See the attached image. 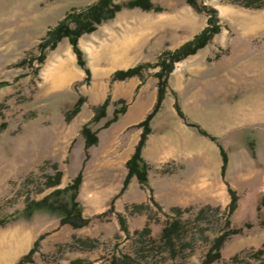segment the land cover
<instances>
[{
  "label": "rangeland",
  "instance_id": "1",
  "mask_svg": "<svg viewBox=\"0 0 264 264\" xmlns=\"http://www.w3.org/2000/svg\"><path fill=\"white\" fill-rule=\"evenodd\" d=\"M98 1L0 0V220L45 197L58 209L37 210L31 218L0 229L17 224L31 228L34 244L38 242L33 264H71L78 259L82 264H110L114 258L139 264H202L215 239L232 229L240 233L227 239L221 260L213 264L264 262V254L261 260L250 256L264 250V208H257L264 196V0H112L120 10L77 42L84 68L90 71L87 78L68 37L54 49L41 51L39 45L57 22ZM136 1L143 6L130 5ZM69 25L75 27L71 21ZM205 29L215 32L207 44L187 56L182 50L179 56H184L172 62L168 53L180 51ZM115 42L128 47L120 66H112L111 59L96 62L89 52H103ZM171 64L164 97L149 121L150 132L152 121L169 118L175 110L196 127L184 114L200 117L203 104L211 113L219 107L227 117L235 110L233 120L249 123L246 114L253 111L259 116L255 125L243 124L231 134L234 139L225 137L232 140L237 170L244 174L238 179L242 188L235 190L239 200L233 214L230 204L220 206L212 199L186 206L157 200L149 183L142 186L135 176L125 187L132 158L123 163L128 148L122 143L124 114L107 123L116 110L126 107L127 112L140 102L149 110L146 118L127 132L143 130L142 138L141 124L158 102V74ZM137 66H142L139 74L113 79L116 72ZM68 68L76 71L73 76ZM81 98L85 101L76 113ZM106 105V116L95 121ZM202 120L212 125L218 117L207 114ZM85 127L96 131L100 142L87 147ZM59 174L60 184L49 187ZM79 176L76 201L92 221L73 229L60 222L62 209L72 207L74 190L66 189ZM174 222L180 229L171 247L162 233Z\"/></svg>",
  "mask_w": 264,
  "mask_h": 264
},
{
  "label": "crops",
  "instance_id": "2",
  "mask_svg": "<svg viewBox=\"0 0 264 264\" xmlns=\"http://www.w3.org/2000/svg\"><path fill=\"white\" fill-rule=\"evenodd\" d=\"M61 21H55L57 22L55 25L57 26ZM201 110V116L197 118L192 113L184 114L196 127L186 124L176 110L170 112L169 118H164L163 115L158 120L152 121L151 132L147 136L141 156L150 166L148 180L155 199L176 200L179 206L212 199L213 203L226 207L231 202L229 187L234 191L242 188V182L238 179L244 174L240 175L237 170L239 167L235 163L237 158L235 153L233 156L235 150L230 149L232 140L231 142L225 140V137L230 138L231 134L236 133L243 124L255 125L259 121L257 119L259 116L256 117L257 112L253 111L254 115L247 112L246 119L248 116L250 118L248 123L245 119L233 120L238 114L235 110L228 113L229 115L233 113V117L222 115L219 107L216 112L211 113L208 104H203ZM148 111L146 106L137 102L129 106L121 118L120 123L123 124L124 129L122 143L128 145L123 163L128 162L134 155L143 132L137 130L130 134L127 129L141 123ZM207 114L217 116L218 122L212 125L206 124L202 117ZM199 127L206 131L207 135H203ZM231 138L234 139L233 136ZM222 149L228 156L224 171ZM0 230V264H16L33 248L35 237L31 228L26 225L17 224Z\"/></svg>",
  "mask_w": 264,
  "mask_h": 264
},
{
  "label": "trees",
  "instance_id": "3",
  "mask_svg": "<svg viewBox=\"0 0 264 264\" xmlns=\"http://www.w3.org/2000/svg\"><path fill=\"white\" fill-rule=\"evenodd\" d=\"M131 6L135 7V6H140L142 7L143 5H141V3H139L138 1L131 3ZM120 10V7H115L112 4V0H99L96 4L90 6L89 8H87L84 11L75 13V14H68L64 20H62L55 28L51 29L48 33L45 39H43V41L40 43L39 48L41 51H44V49L46 48H50V49H54L57 45V42H59L62 38L64 37H68L71 44L73 45V49L74 52L76 53L77 57H78V63L81 67H85V62L83 61V57H82V52L78 47V40L81 37V35H83L84 33H92L95 29L97 25L102 24L104 21H107L111 18H113L115 16V13ZM69 21L73 22L75 24V27L72 28L69 25ZM209 29H205L200 35H198L195 39V41L187 43L183 48H181L180 51L175 52V53H168L169 55H171V57L173 58L172 62H176L178 60H180L183 56H179V54L181 53L182 50H184V54L187 55H191L193 53H195L198 49L202 48L203 46H205L207 44V42L211 39L212 34H214L215 32H209ZM50 40L52 41L50 46H47V44H49ZM45 52H43V54L40 55V59L39 61L42 63L45 60ZM172 64L170 65V67H166V69L164 68V73H160L158 74L160 77V84H159V98H158V102L157 105L155 107V110L153 111V113L151 115L148 116L147 120L141 124V126L144 127V133L142 135V138L136 148L135 154L133 155L132 159L127 163V168L129 170L128 176H127V180L125 181V187L127 186L128 182L130 181V179L135 176L138 178L140 184L142 186H148V171H149V166L143 161L142 157H141V153H142V149L145 145L146 142V138H147V134L150 132V127H149V121L152 118V115L154 114V112H156L158 110V108L160 107V103L164 97V90L167 87V74H169L172 70ZM142 68V66H137L135 68H131L128 69L126 71H118L114 74V80H124L127 79L129 77H133L137 74H139L140 69ZM85 69V68H84ZM85 72L87 74V78L90 77V71L88 69H85ZM85 101V98H81L78 102V104L76 105V113L79 112L83 102ZM106 108L107 105L105 107H103L102 109L99 110V113L97 115V117L95 118V121L100 120L101 118H104L106 116ZM126 112V107L122 108L120 110H116L115 112V117L114 119H112L111 121H109L107 123V125L109 126L110 124L116 122L119 117L123 114H125ZM180 115H182V113L180 112ZM83 134L86 138V146L87 147H91L94 146L98 143L99 138H98V133L96 131H91L89 130L87 127H85L83 129ZM223 158H224V167H223V171L226 169V165H227V156L223 151ZM60 180H61V174H59V177L56 179H54V181H50L48 183L49 187H54V186H58L60 184ZM82 183V178L81 176L77 177V179L75 180L74 184L70 187H68V189H66V191L69 190H74L73 195L71 196V203H72V207L70 209H62V211L64 212V215L61 219V225H68L70 227H72L73 229H80L83 227H86L88 225H90L91 223V219H87L83 216L82 211H81V206L80 204L76 201L77 198V191L80 187ZM58 192V191H57ZM229 193L231 195V202L229 205V213L233 214L237 208H238V194L231 188H229ZM49 197H45L43 200L41 201H28L27 202V206L25 207V209L21 212L12 214L10 217L5 218V219H1L0 220V227H4L5 225H8L10 222H14L19 220L20 218H25V219H29L32 217V215L34 214L35 211L37 210H50V211H55L58 210L51 202H49ZM258 210L261 211L262 208H264V196L261 198L260 203L258 205ZM179 229H180V224L178 222H174L172 224H170L169 226H166L163 229V233H162V239L164 241L165 244L170 245L171 247H173L172 245H174V238L178 235L179 233ZM150 229H145V233L150 234ZM240 233L239 230L236 229H232V230H226L224 231L219 237H217L215 239V242L213 244V246L211 247L210 252L207 254L205 260L203 261L202 264H213L219 260H221L222 258V254H221V250L224 246V243L227 241V239H229L232 235L238 234ZM37 246H38V242H36L33 246V248L23 257H21V259L16 263V264H27V263H34V259L33 256L37 251ZM264 254V250H256L254 252L251 253L250 256H252L253 258L257 259V260H261L262 256ZM236 262H240L241 259L238 258H234ZM71 264H82V262L78 259L75 260L73 262H71ZM110 264H139L136 262L131 263L130 259L124 260V259H113ZM258 264H264V262H259Z\"/></svg>",
  "mask_w": 264,
  "mask_h": 264
},
{
  "label": "bare ground",
  "instance_id": "4",
  "mask_svg": "<svg viewBox=\"0 0 264 264\" xmlns=\"http://www.w3.org/2000/svg\"><path fill=\"white\" fill-rule=\"evenodd\" d=\"M107 47H108V49L104 50L103 52H101L102 50L98 51L95 48L91 49L89 52L92 56L96 57V59L93 57L95 59V61L97 60V61L101 62V60L103 61V60L111 59L112 66H114V67L120 66V62L123 60L124 56L127 55L126 50L128 47L126 48V45L124 44V42H115L112 45L107 46ZM69 61H73V58L71 60V57H70ZM68 69H70V70L68 71L67 74H69L70 76H73V73L76 71L73 70V68L72 69L68 68Z\"/></svg>",
  "mask_w": 264,
  "mask_h": 264
}]
</instances>
